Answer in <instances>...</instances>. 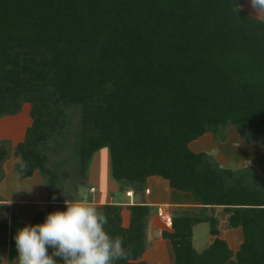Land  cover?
Returning a JSON list of instances; mask_svg holds the SVG:
<instances>
[{"label":"trees","instance_id":"1","mask_svg":"<svg viewBox=\"0 0 264 264\" xmlns=\"http://www.w3.org/2000/svg\"><path fill=\"white\" fill-rule=\"evenodd\" d=\"M244 3L0 0V117L30 103L32 119L24 141H0V182L14 152L15 174L38 170L51 194L68 173L51 165L50 150L65 145L79 197L89 188L94 156L108 148L122 188L144 190L149 177L159 176L200 205L174 209L172 230L162 232L172 242V264H264V176L253 165L225 167L190 148L207 133L225 141L232 126L264 148V20ZM51 197L31 224L66 210V199ZM222 207L229 227L242 228L237 252L220 238L214 214ZM96 208L123 241L126 256L117 264H147L141 257L150 206H130L129 227L120 205ZM8 211L0 213V264L15 261L14 236L26 225ZM200 223L216 236L201 250L193 236Z\"/></svg>","mask_w":264,"mask_h":264},{"label":"crops","instance_id":"2","mask_svg":"<svg viewBox=\"0 0 264 264\" xmlns=\"http://www.w3.org/2000/svg\"><path fill=\"white\" fill-rule=\"evenodd\" d=\"M24 109L23 107L21 112L16 115L0 117V141L8 140L13 146L24 141L27 128L31 125L30 112L26 111L27 113L24 114ZM207 134L193 140L190 148L193 144H195V148L198 147L196 143ZM18 161L19 157L13 152L3 165L5 174L0 182V205L2 206L0 213L9 210L10 215L15 214L24 224L30 225L36 214L46 207L52 197L38 170L31 177H22L15 174L14 169ZM250 165L258 168L264 176L263 166L257 165L256 162H247L244 166L241 165L239 167L233 164L229 166L236 169ZM91 167L92 163L90 169ZM91 171L88 177L90 187L83 193L87 197V202L95 207H101L107 203L120 205L124 227H129L131 222L130 206L136 203H144L150 206L151 214L148 217L146 226L147 248L141 260H144L147 264H172L175 259L172 242L170 239L162 237V232L172 230L174 209L201 210L200 205L195 203L192 195L173 189L167 179H162L159 176L149 177L145 189L135 191L132 187L122 188L120 183L115 181L113 177L110 180L108 175L106 176L105 174L103 176L96 174L97 182L93 181V172ZM107 180L112 182L110 183L109 191L104 188L107 185ZM103 181L105 185H103ZM88 189L92 192V198H90V193L88 194ZM90 199L91 201H89ZM214 216L219 219L220 238H224L229 247L234 252H237L244 242L242 228L229 227V214L224 213L223 207L217 208ZM168 217L171 218V221L166 219ZM193 236L194 243L199 250L212 244L216 238V236L210 234L207 223L196 225ZM2 264H9V261L3 258ZM12 264H18L17 258ZM57 264L60 263L57 261Z\"/></svg>","mask_w":264,"mask_h":264},{"label":"clouds","instance_id":"3","mask_svg":"<svg viewBox=\"0 0 264 264\" xmlns=\"http://www.w3.org/2000/svg\"><path fill=\"white\" fill-rule=\"evenodd\" d=\"M251 2L259 15H264V0ZM26 167L21 165V169ZM65 204L66 210L50 212L43 223L17 229L18 264H57L54 257L63 264H117L126 256L122 239L106 228L108 218L90 205L83 193L66 199Z\"/></svg>","mask_w":264,"mask_h":264},{"label":"rangeland","instance_id":"4","mask_svg":"<svg viewBox=\"0 0 264 264\" xmlns=\"http://www.w3.org/2000/svg\"><path fill=\"white\" fill-rule=\"evenodd\" d=\"M244 8L247 9L252 15L264 20V15H259L258 10L253 7L251 0H245ZM24 114L31 110V104L26 103L23 106ZM27 111V112H26ZM32 123V119H31ZM1 128V126H0ZM227 139L225 141H215L213 139L212 133H208L202 140L198 141L196 144L198 147L195 148V144L191 146L197 152H208L210 153L220 165L225 167H230L229 165H234L236 167L244 166L247 162H256L257 165H261L264 168V148L257 143H247L240 132L234 127H230L227 131ZM60 139V137L58 136ZM61 141V140H60ZM63 143V142H62ZM53 147V145H52ZM63 149L59 152H56L59 147L54 144V149L50 150L51 155V165H61L62 170H67L68 178L58 185V188L51 190L52 196L57 199H67L74 198L77 195L74 191V179L77 176V171L74 167L73 156L68 149L65 148V145L62 146ZM239 164V165H237ZM233 166V167H234ZM93 168V169H92ZM92 169V171H91ZM90 171L93 172L92 180L96 181V174L106 176L112 180V169H111V156L108 148L100 149L97 154L94 156L92 161V167ZM103 178V177H102ZM97 182V181H96ZM104 182V181H103ZM110 181L107 180V185L104 188L109 189ZM89 184V182H88ZM105 185V182L103 183ZM90 187V184H89ZM97 187V186H95ZM109 191V190H108ZM90 193V198H92V192L88 189V194ZM75 194V195H74ZM161 211H163L161 209Z\"/></svg>","mask_w":264,"mask_h":264},{"label":"built area","instance_id":"5","mask_svg":"<svg viewBox=\"0 0 264 264\" xmlns=\"http://www.w3.org/2000/svg\"><path fill=\"white\" fill-rule=\"evenodd\" d=\"M128 194H129V193H128ZM166 219L171 221V218H169V217H168V218H166Z\"/></svg>","mask_w":264,"mask_h":264}]
</instances>
